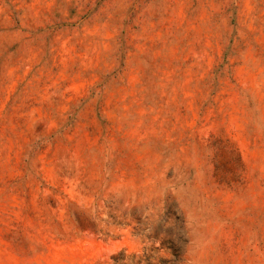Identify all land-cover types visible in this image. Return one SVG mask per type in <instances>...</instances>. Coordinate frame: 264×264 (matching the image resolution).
I'll use <instances>...</instances> for the list:
<instances>
[{
    "label": "rangeland",
    "instance_id": "obj_1",
    "mask_svg": "<svg viewBox=\"0 0 264 264\" xmlns=\"http://www.w3.org/2000/svg\"><path fill=\"white\" fill-rule=\"evenodd\" d=\"M0 264H264V0H0Z\"/></svg>",
    "mask_w": 264,
    "mask_h": 264
}]
</instances>
